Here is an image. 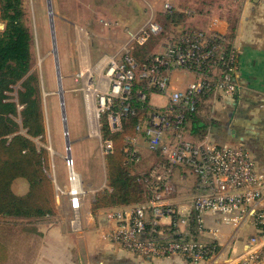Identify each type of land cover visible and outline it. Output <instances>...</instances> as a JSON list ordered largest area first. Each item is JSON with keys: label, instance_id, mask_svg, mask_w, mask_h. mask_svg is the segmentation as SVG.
Masks as SVG:
<instances>
[{"label": "built area", "instance_id": "obj_1", "mask_svg": "<svg viewBox=\"0 0 264 264\" xmlns=\"http://www.w3.org/2000/svg\"><path fill=\"white\" fill-rule=\"evenodd\" d=\"M163 10L170 13L172 6L165 3ZM160 32L161 27L151 16L138 30L129 33L119 59L108 61L104 76L90 86L92 95L86 97L87 105L96 103V135L102 156L112 153L113 145L101 137V115L106 114L108 130L116 133L122 130L123 117L133 114L131 107L135 101L140 108L148 105L147 90H154L167 99L163 108L148 110L135 127L136 135L125 139L124 152L129 164L140 161L139 138L148 151L162 159L163 166L152 172L157 184L150 188L143 202L122 206L109 214L115 227L106 234L107 239L139 256L176 255L195 264L214 262L215 247L194 239L189 230V213L182 215L167 198L175 191L173 175L178 169L194 178L188 210L196 214L198 222L200 216L212 214L235 228L247 224L255 227L256 232L248 238L247 249L237 261L257 264L264 258V174L255 168L241 146L194 143L185 135L187 123L201 98L211 92L228 98L235 95L236 51L226 47V36L217 29L194 28L171 37L162 52L153 57L152 65H138L131 56L132 49ZM164 66L193 72L196 80L183 90H173L169 77L162 73ZM141 80H146V85L143 89L137 88L135 99L133 87ZM65 165L67 185L55 186L56 194L68 198L72 210L69 225L72 232H78L81 200L93 190L83 188L68 152ZM179 226L185 229L178 230Z\"/></svg>", "mask_w": 264, "mask_h": 264}, {"label": "crops", "instance_id": "obj_2", "mask_svg": "<svg viewBox=\"0 0 264 264\" xmlns=\"http://www.w3.org/2000/svg\"><path fill=\"white\" fill-rule=\"evenodd\" d=\"M119 1L122 0H116L114 5H118ZM135 1L142 7V2H145L148 9L151 10L148 20L154 15L152 13L154 9H161V12L158 11L165 13L163 10L165 3H169L172 9L178 4V0H169V2L168 0ZM232 7L235 8V5ZM187 12L190 11L185 12L188 16L187 25L203 31L217 29L224 33L226 37L228 36V25L223 19L219 18L218 10L212 13L206 12L200 19L195 20L191 19L193 13L187 14ZM117 22L120 23L116 21L115 24L117 25ZM2 29L3 23L0 20V31ZM127 30H124L126 32L125 36L123 39L121 38L124 43L129 38ZM114 39L115 37L112 38V40ZM167 39L168 37L162 39L161 43L159 42V46L154 51L156 55L162 52ZM53 40L55 43V37L52 36L54 73L57 88L56 98L62 108L64 95L74 91L65 89L63 86V81L65 80L63 71L67 68L65 67L66 64H63L61 60L60 63L58 62ZM231 40L230 47L235 49L237 55V91L234 96L229 98L218 92H211L206 95L199 102L196 114L188 121L185 135L188 140L194 143H204L213 146H241L239 145L240 142H244V139L247 138L245 135H248L255 143L254 161L249 158L253 161L255 168L264 174V0H239V14ZM118 50L119 48L111 53L112 58L115 60L119 59L118 54L121 49ZM80 54H82L81 47ZM45 60H48L47 57H45ZM103 60L106 61L103 62ZM108 61V58L103 59L102 56L95 60L91 57L86 59L85 55L84 60L78 57L79 72L83 68L89 69L91 67L100 76L103 71L105 72ZM77 67L76 71L78 70ZM46 70L49 72L47 80H51V67L47 65L46 69H44V74L47 72ZM58 72L60 80L58 79ZM162 73L169 77L170 86L173 90H183L196 80L193 72L179 68L164 66ZM95 76L96 78L98 77L97 75ZM65 81L70 84V76ZM79 81L80 79L76 81V85L77 83L80 84ZM20 89L19 85L18 90ZM18 90H16L14 100L12 99L14 102H17ZM146 94V102L151 110H158L165 106L167 102L165 96L159 95L154 90H147ZM81 97L86 118L85 106L87 105V98L86 96L83 97V95ZM20 108V106H17L18 110ZM145 117L146 115L143 119ZM44 120V137L49 133V140L52 141L49 132L50 117ZM16 121L19 122V119H16ZM65 131L67 132L66 129L63 130V135L66 140L67 150V137L69 134L67 133L66 136ZM21 133L24 134V132ZM93 137L98 140L97 135ZM84 138H87V136ZM33 141L35 142V139ZM80 141L81 139L79 138L75 140V142ZM138 141L139 152L143 158L154 155V153L148 151L142 139L139 138ZM71 143V141L70 143L68 142V154L72 158L70 153ZM37 148L40 147L37 146ZM48 151L47 172L53 185V211L50 214L33 218L0 216V264H194L176 255L167 258L139 256L111 243L107 239L106 234L115 227V222L109 217V214L122 206L99 209L93 212L91 208L95 194H91L92 196L87 195L90 196L89 200L87 196L81 200L79 230L78 232H72L69 225L72 210L68 198L57 195L55 188V186L64 187L67 184L63 183V186L60 185L57 178L56 163L54 162V174L53 176L50 175ZM99 153H101L100 145ZM98 154H95L96 158ZM93 159L95 160L94 156ZM95 168L98 170V165ZM101 169L103 180L101 182L96 180L95 193L99 189L101 190L103 186H106L105 168L103 165ZM193 181L192 175L183 174L181 170L176 169L173 175L175 191L168 195L169 202L174 204L182 215L189 213V230L195 240L215 247L217 252L216 259L214 262L207 264H238L237 257L247 249V240L256 232L255 227L247 224L235 228L224 223L220 216L212 214L200 216L198 222L196 214L192 210H188V200L192 194ZM11 189L15 195H24L28 191V184L24 179L18 178L13 181ZM178 228V230L182 231L184 227L179 226ZM257 264H264V258Z\"/></svg>", "mask_w": 264, "mask_h": 264}, {"label": "trees", "instance_id": "obj_3", "mask_svg": "<svg viewBox=\"0 0 264 264\" xmlns=\"http://www.w3.org/2000/svg\"><path fill=\"white\" fill-rule=\"evenodd\" d=\"M25 3L26 0H0V20L3 23L0 31V216L33 218L52 213L54 195L47 172V150L37 148L33 141L36 138L44 141L45 130L38 78L31 72L33 37ZM187 10L198 16L218 10L219 18L228 25L226 47H230L239 14V0H178L170 13L156 15L161 32L132 49L131 56L138 65L153 64L154 47L162 39L168 37V41L194 28L187 25ZM15 85L21 88L17 91V102L7 94ZM145 85L146 80L134 84L135 99L137 88L143 89ZM17 106L21 107L20 110ZM131 108L133 114L123 117L122 130L116 133L108 130L106 114L100 117L101 137L112 142L113 151L104 157L106 188L95 193L93 212L141 203L148 198L150 188L157 184L152 172L159 170L164 163L157 154H154L155 161L145 169H142V162L146 160L141 154L137 164H129L126 160L125 139L136 135V125L150 110L146 104L140 108L136 101ZM18 178L28 184L24 195H15L11 189L13 181Z\"/></svg>", "mask_w": 264, "mask_h": 264}, {"label": "rangeland", "instance_id": "obj_4", "mask_svg": "<svg viewBox=\"0 0 264 264\" xmlns=\"http://www.w3.org/2000/svg\"><path fill=\"white\" fill-rule=\"evenodd\" d=\"M115 1L26 0L25 3L26 16L33 37V65L31 72L38 78L42 111L44 119L47 120L50 117L49 132L52 139V141L49 140V133H47L43 142L36 138L35 143L38 147L49 150L50 175L53 176L54 174V162L57 167V178L60 185L63 186V183L67 184V168L65 165L67 150L66 140L63 135V130L66 129L69 134L67 137L68 142H72L70 153L74 160V170L81 176L83 188L86 191L89 189L93 190L92 195L96 191L95 183L103 180L101 166L103 165L104 167V156L101 153L98 154L99 142L93 137H96L98 131L94 113L96 103H89L85 106V118L81 96L92 95L90 86L102 78L101 76H104L105 72L103 71L98 76V73L91 67L89 69L83 68L79 72L78 57L84 60L85 55L86 59L91 57L95 60L102 56L103 59L108 58L110 60L113 57L111 55L112 51L114 52L118 48L120 50L124 46V41L121 40L126 33L124 30L128 29L127 31L130 33L139 29L146 23L151 12L145 2H142V7L135 0H122L118 2V5H114ZM49 5L51 11H49ZM158 10L161 12V9H154L152 12L154 13L152 20L155 22L156 15L160 13ZM198 18L200 19L201 16L195 13L191 17L194 20ZM116 21L120 23L117 22V25L115 24ZM52 35L55 37L57 60L59 63L61 60L63 64H66L65 67L67 69L63 71V77L66 80L70 76V84L64 80L63 86L65 89L74 91L64 95L62 108L56 98L57 88L52 52ZM113 37H115L114 40H112ZM157 46L155 45L153 52ZM80 47L82 48V54H80ZM45 57L48 60H45ZM105 61L103 60V62ZM47 65L51 67V80H47V77H49L48 70L44 74V69H46ZM76 66H78L77 71ZM95 75L98 77L96 78ZM78 78L80 79V84L77 83L76 85ZM18 89L19 85L13 86L12 91L7 93L11 100H14ZM85 136L87 138H84ZM245 137L247 138L244 139V142L241 141L239 145L245 149L248 156L254 161L255 143L248 135H245ZM78 138L81 141L75 142ZM95 154H98L97 158ZM155 159L154 155L145 157L146 161L142 162V169L147 168ZM96 165H98V170L95 168ZM91 194L88 193L87 195L92 196ZM90 196H87L88 200Z\"/></svg>", "mask_w": 264, "mask_h": 264}, {"label": "water", "instance_id": "obj_5", "mask_svg": "<svg viewBox=\"0 0 264 264\" xmlns=\"http://www.w3.org/2000/svg\"><path fill=\"white\" fill-rule=\"evenodd\" d=\"M49 11H51V7H50V5H49ZM52 26V25H51ZM52 33H53V29H52ZM53 36V35H52ZM53 46H54V49H55V43H54V40H53ZM58 79L60 80V76H59V72H58ZM60 90V89H59ZM59 93H61L60 91H59ZM63 106V105H62ZM64 118V117H63ZM65 135L67 136V132L65 131ZM68 150H69V145H68V141H67V152H68ZM68 156H69V154H68Z\"/></svg>", "mask_w": 264, "mask_h": 264}]
</instances>
